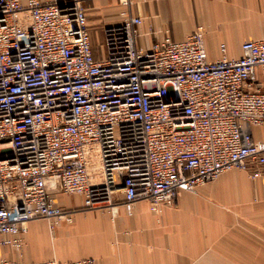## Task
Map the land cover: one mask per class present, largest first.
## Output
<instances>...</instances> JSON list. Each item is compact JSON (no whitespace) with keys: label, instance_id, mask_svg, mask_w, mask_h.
<instances>
[{"label":"built area","instance_id":"built-area-1","mask_svg":"<svg viewBox=\"0 0 264 264\" xmlns=\"http://www.w3.org/2000/svg\"><path fill=\"white\" fill-rule=\"evenodd\" d=\"M141 25L129 15L104 26L96 58L81 0H0V247L20 249L31 220H51L55 236L72 219L51 191L85 209L121 194L131 212L231 169L264 181V34L210 62L200 26L144 51Z\"/></svg>","mask_w":264,"mask_h":264},{"label":"crops","instance_id":"crops-1","mask_svg":"<svg viewBox=\"0 0 264 264\" xmlns=\"http://www.w3.org/2000/svg\"><path fill=\"white\" fill-rule=\"evenodd\" d=\"M127 1L81 0L89 11L96 58L100 53L93 44L102 43L103 27L129 15L142 19L137 44L144 51L164 37L181 40L200 26L210 62L239 58L243 42L264 34V0ZM211 44L217 45L219 56L212 55ZM253 138L262 140L260 127L253 128ZM51 196L72 219L59 220L55 236L51 220L29 221L22 247L3 245L0 258L25 263L93 259L96 264H264V181L246 171L231 169L195 193L182 191L173 205L155 208L148 199L137 200L131 212L121 194L113 206L92 209H85L77 194L51 191Z\"/></svg>","mask_w":264,"mask_h":264},{"label":"rangeland","instance_id":"rangeland-1","mask_svg":"<svg viewBox=\"0 0 264 264\" xmlns=\"http://www.w3.org/2000/svg\"><path fill=\"white\" fill-rule=\"evenodd\" d=\"M89 12V11H88ZM87 12V13H88ZM94 34H95V37H94V40H95V42H97L98 40H99V37H98V31L96 30V31H94L93 32ZM101 42V41H100ZM98 44H100V43H98ZM98 44H93V47L95 48V52H97V51H99L98 49ZM209 47H210V51H211V53H212V55L213 56H219V51H218V49H217V45L216 44H211V45H209ZM96 49H97V51H96ZM216 180V179H215ZM214 181V180H213ZM201 185H203V184H201ZM201 185H199V186H201ZM198 186V187H199ZM197 187V188H198ZM197 188H196V190H197ZM195 190V191H196ZM188 193H195V192H188ZM62 194H64V193H62ZM67 196H69V195H72V194H66ZM72 218V217H71ZM64 220H66V219H64ZM67 221V220H66Z\"/></svg>","mask_w":264,"mask_h":264}]
</instances>
